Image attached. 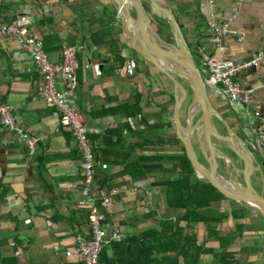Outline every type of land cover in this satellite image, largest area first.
I'll use <instances>...</instances> for the list:
<instances>
[{
	"label": "crops",
	"instance_id": "crops-1",
	"mask_svg": "<svg viewBox=\"0 0 264 264\" xmlns=\"http://www.w3.org/2000/svg\"><path fill=\"white\" fill-rule=\"evenodd\" d=\"M155 1L182 26L181 37L194 51L199 69L196 48L200 45L209 55L233 57L236 63L264 48V0ZM142 2L148 5L152 27L169 38L168 18L150 9L148 0ZM114 4L113 0H0V23L27 14L51 62H59L64 44L80 47L76 53L75 104L88 128L92 157L99 148L116 153L105 154L103 161L93 159L91 189L96 192L95 176L103 173L109 176L105 188L126 186L115 196L102 221L106 230L119 228L124 237L102 248L98 264L139 259L141 242L154 246L151 258L155 264H170L169 259L175 260L171 264H184L181 253L165 249L170 227L182 233V243L190 239L202 249L198 264H264V218L257 209L222 197L194 209L196 215L206 218L204 221L188 222L183 218L184 209L167 204L166 180L183 176L191 183L199 178L194 170L187 173L178 166L186 154L173 134L172 85L127 46ZM231 16L229 28L234 34L224 37V50L218 52L207 38ZM128 58L137 63L131 76L124 71ZM235 80L250 94L249 119L233 113L219 96L211 92L209 96L234 132L239 134L242 123L241 136L246 139L249 121L264 125V61L238 71ZM40 83L31 59L18 43L10 36H0V103L11 104L16 124L37 138L34 152L29 154L17 135L0 126V264H84L80 254L66 255L74 249L75 237L87 238L90 231L88 209L82 206L83 158L71 130L60 127L56 110L38 97ZM134 104L139 108L136 115L120 108ZM212 120L224 131L219 118ZM110 128L119 132V141L113 134L104 145L101 136ZM257 152L264 162V148ZM215 154L224 169L222 175L227 177L226 172H231L228 161L220 151ZM123 161L147 168L129 176L123 173ZM261 172L264 177V166ZM252 184L257 191L262 188L258 179L252 178ZM148 190L152 194H147ZM128 241L134 251L129 245L128 252L122 248Z\"/></svg>",
	"mask_w": 264,
	"mask_h": 264
},
{
	"label": "built area",
	"instance_id": "built-area-1",
	"mask_svg": "<svg viewBox=\"0 0 264 264\" xmlns=\"http://www.w3.org/2000/svg\"><path fill=\"white\" fill-rule=\"evenodd\" d=\"M232 18L234 16L227 17L224 23L222 22L219 27L214 28L207 38V42L218 52L223 51L222 40L224 37L234 34V31L229 28V20L231 21ZM0 36H10L18 43L22 52L31 59L41 80L38 97L43 100L46 106L56 110L60 127L72 132L76 146L83 158L85 186L82 189V206L88 209L87 220L90 231L87 238L77 235L74 249L67 251L66 255L75 252L81 255L84 264H98L102 248L112 241H119L124 237L119 228L111 227L110 230H106L102 226V221L105 218V211L113 205L115 196L126 186L114 185L109 188L95 189L96 192L91 189L94 162L87 138L88 129L75 104L78 89L75 75L76 53L80 47L74 44H64L60 51L59 62H51L43 49L41 38L31 28V19L27 14H19L6 23H0ZM196 52L200 63L199 70L207 92L222 98L233 113L244 115L249 119L250 94L235 80V75L240 70L255 67L263 62L264 48L254 52L250 58L240 63H236L233 58L218 59L211 56L205 52L203 45L197 46ZM136 68L135 59L128 58L125 61L124 71L127 75H134ZM13 108L7 102L0 103V126L17 135L26 145L28 153L32 154L37 138L28 135L22 127L16 124L12 115ZM249 124L250 129H245L246 144L251 150L264 148V125L253 124L252 121H249ZM97 163L101 168H106V164ZM146 193L152 194V191L148 190Z\"/></svg>",
	"mask_w": 264,
	"mask_h": 264
},
{
	"label": "water",
	"instance_id": "water-1",
	"mask_svg": "<svg viewBox=\"0 0 264 264\" xmlns=\"http://www.w3.org/2000/svg\"><path fill=\"white\" fill-rule=\"evenodd\" d=\"M113 2L127 46L150 62L172 85L173 134L183 146L196 176L224 198L255 208L264 218V177L261 172L264 162H260L258 150H251L242 138V123L238 134L219 116L206 90L194 51L181 37L182 26L155 0H148L150 9L154 8L168 18L170 35L165 38L152 27L142 0ZM212 117L219 118L224 131ZM216 150L231 168V172H226L227 177L222 175L225 172L216 158ZM252 178L261 181L260 191L253 186Z\"/></svg>",
	"mask_w": 264,
	"mask_h": 264
},
{
	"label": "trees",
	"instance_id": "trees-1",
	"mask_svg": "<svg viewBox=\"0 0 264 264\" xmlns=\"http://www.w3.org/2000/svg\"><path fill=\"white\" fill-rule=\"evenodd\" d=\"M124 111L128 112L127 114L130 115H136L139 113V108L137 104H134L133 106L128 105H122L120 107ZM116 135L117 140L119 141V132L115 131L113 129H106L105 132L102 134V144L105 145V143H109L112 135ZM116 140V141H117ZM121 142V141H120ZM118 142V144H120ZM105 154H113L115 155V152L109 153L104 148H99L97 150V154L93 155V159L95 161L102 160L103 156ZM129 153H126V157ZM116 161H112L111 164H115ZM124 165L123 173L127 174L129 176H134L136 174H139L140 172H143L146 170V165L142 163H125V161L122 162ZM181 171H185L187 173H193V169L191 167V164L187 158L186 155L182 156L179 159V164ZM95 184L98 189L105 188L107 184V180L109 179V176L105 175L104 173L97 178L95 176ZM166 185V201L169 206L176 207L178 209H184V220L190 222V221H196V220H202L206 219L205 217L198 216L195 214L194 209H198L200 207L208 206L210 203L214 200L220 199L223 196L210 184L208 183H202L199 179L196 177L193 179V181L190 183L187 179H184L183 176H176L174 178L168 179L165 181ZM109 188V187H108ZM171 228V235L167 240L168 245L165 248L174 250L177 253H181L185 263L184 264H198L199 260V253L202 250L201 248L197 247L193 240L185 239V244L181 242V232H178V230L174 231ZM155 234V232H154ZM129 238V237H128ZM132 239V238H129ZM163 239H161L162 241ZM129 244L124 243L122 245V248L128 252L129 249H127V246H130V251H134L133 248H131L132 244L130 241H128ZM141 249L139 253H141V257L137 260H135V257H132L126 264H155L154 260L151 258V248H154V246L148 245L147 243L141 242L140 243ZM187 249V250H183ZM102 252V251H101ZM101 254V253H100ZM169 263L175 262V260L169 259ZM136 261V263H135ZM161 264H165L164 262Z\"/></svg>",
	"mask_w": 264,
	"mask_h": 264
},
{
	"label": "rangeland",
	"instance_id": "rangeland-1",
	"mask_svg": "<svg viewBox=\"0 0 264 264\" xmlns=\"http://www.w3.org/2000/svg\"><path fill=\"white\" fill-rule=\"evenodd\" d=\"M147 5V4H146ZM147 7H148V5H147ZM117 16L119 17V15H118V13H117ZM88 129V128H87Z\"/></svg>",
	"mask_w": 264,
	"mask_h": 264
},
{
	"label": "bare ground",
	"instance_id": "bare-ground-1",
	"mask_svg": "<svg viewBox=\"0 0 264 264\" xmlns=\"http://www.w3.org/2000/svg\"><path fill=\"white\" fill-rule=\"evenodd\" d=\"M209 94V93H208Z\"/></svg>",
	"mask_w": 264,
	"mask_h": 264
}]
</instances>
